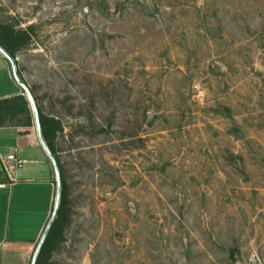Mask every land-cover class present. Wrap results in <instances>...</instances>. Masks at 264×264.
<instances>
[{"label":"rangeland","instance_id":"obj_1","mask_svg":"<svg viewBox=\"0 0 264 264\" xmlns=\"http://www.w3.org/2000/svg\"><path fill=\"white\" fill-rule=\"evenodd\" d=\"M0 29L63 127L42 264H264V0H0Z\"/></svg>","mask_w":264,"mask_h":264},{"label":"crops","instance_id":"obj_2","mask_svg":"<svg viewBox=\"0 0 264 264\" xmlns=\"http://www.w3.org/2000/svg\"><path fill=\"white\" fill-rule=\"evenodd\" d=\"M18 96L24 92L0 54V101ZM10 155L26 161L11 186L2 172V158ZM0 186V264H26L50 220L56 195L54 168L34 121L30 127L8 121L0 128Z\"/></svg>","mask_w":264,"mask_h":264},{"label":"trees","instance_id":"obj_3","mask_svg":"<svg viewBox=\"0 0 264 264\" xmlns=\"http://www.w3.org/2000/svg\"><path fill=\"white\" fill-rule=\"evenodd\" d=\"M27 34L24 32H17L15 30L0 29V47L8 53L16 61V50L22 46L23 41H27ZM17 65V63H16ZM19 75V73H18ZM20 77V75H19ZM22 80V78L20 77ZM23 81V80H22ZM34 100L37 104V99L35 98L33 92H31ZM38 106V104H37ZM40 124L43 133L44 140L54 156L61 176L62 184V196L63 200L62 206L59 209L57 219L54 222L50 233L46 239V242L41 250L37 264H42L43 258L47 253V249L51 248L53 243L60 237L62 228L64 226L65 210H66V183L63 176V167L59 160L57 147L55 144L56 136L58 133L63 132V127L61 123L53 118H50L43 114L39 109ZM8 121L16 122L17 126H32L33 125V115L30 109V104L25 96H18L11 99L0 101V128L6 126Z\"/></svg>","mask_w":264,"mask_h":264},{"label":"water","instance_id":"obj_4","mask_svg":"<svg viewBox=\"0 0 264 264\" xmlns=\"http://www.w3.org/2000/svg\"><path fill=\"white\" fill-rule=\"evenodd\" d=\"M0 54L9 62L10 66H11V71H12V75L14 77L15 82L17 83V85L20 87V89H22V91L24 92L25 96L27 97V100L31 106L32 112H33V119H34V123H35V127L37 130V134H38V138L39 141L44 149V151L46 152L48 158L50 159L52 166L54 168V172H55V177H56V196H55V204H54V210L53 213L50 217V220L46 226V229L36 247V250L34 252L31 264H37L39 255L41 253V250L46 242V239L50 233V230L54 224V222L57 219V215L60 209V204H61V196H62V184H61V176H60V171L57 165V162L54 158V156L52 155L51 151L49 150L44 137H43V133H42V129H41V124H40V115H39V110H38V106L34 100V97L31 94L30 89L28 88V86L20 79L19 75H18V70H17V65H16V61L8 54L6 53L1 47H0Z\"/></svg>","mask_w":264,"mask_h":264},{"label":"built area","instance_id":"obj_5","mask_svg":"<svg viewBox=\"0 0 264 264\" xmlns=\"http://www.w3.org/2000/svg\"><path fill=\"white\" fill-rule=\"evenodd\" d=\"M25 164L26 161L18 160L14 155L2 158V172L9 181V186L16 183V174ZM1 186L5 187L4 185Z\"/></svg>","mask_w":264,"mask_h":264}]
</instances>
